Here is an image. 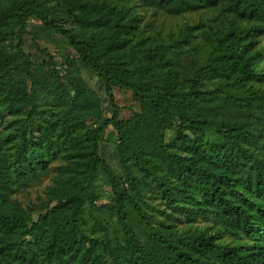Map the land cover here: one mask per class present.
I'll return each instance as SVG.
<instances>
[{
  "label": "trees",
  "instance_id": "1",
  "mask_svg": "<svg viewBox=\"0 0 264 264\" xmlns=\"http://www.w3.org/2000/svg\"><path fill=\"white\" fill-rule=\"evenodd\" d=\"M262 36L264 0H0V264H264Z\"/></svg>",
  "mask_w": 264,
  "mask_h": 264
},
{
  "label": "rangeland",
  "instance_id": "2",
  "mask_svg": "<svg viewBox=\"0 0 264 264\" xmlns=\"http://www.w3.org/2000/svg\"><path fill=\"white\" fill-rule=\"evenodd\" d=\"M196 19V16L194 13L192 14H185L183 16H178V17H163V16H158V20H164L163 25L167 26V29H175L177 27H179V25H182L184 21L188 20L189 23L193 22ZM261 41H264V36L260 37ZM50 52L54 55V57L58 60L61 61V58L59 57V55L57 54L56 50L51 49ZM87 82L93 86L98 88V83L96 82V78L87 73L84 72L83 73ZM99 90V88H98ZM100 91V90H99ZM115 98L116 101L122 105H128L129 103H131L130 99H129V93L125 92V91H116L115 92ZM103 113L106 115H109V109L105 106L103 109ZM121 116H127L129 115V112H127V110L122 109L120 111ZM112 148L110 147L109 144L105 145L103 150L101 152H103V155L105 158L109 159V155L108 152L111 153ZM110 163L111 160L109 159ZM49 177L44 176L39 178V180L32 184L27 190V194L32 198L35 199L37 195L40 194V196H42V191H43V187L47 184ZM100 184V189L102 190V192L105 194L106 198H110V193L108 191V189L103 186L101 183ZM115 226L110 227V232H112L114 230ZM97 235H100V233H98Z\"/></svg>",
  "mask_w": 264,
  "mask_h": 264
}]
</instances>
